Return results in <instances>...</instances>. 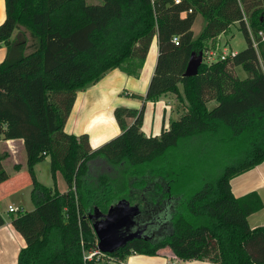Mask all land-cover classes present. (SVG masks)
<instances>
[{
  "label": "trees",
  "instance_id": "1",
  "mask_svg": "<svg viewBox=\"0 0 264 264\" xmlns=\"http://www.w3.org/2000/svg\"><path fill=\"white\" fill-rule=\"evenodd\" d=\"M3 1L0 43L8 47L19 25L26 31L24 45L13 56L8 48L0 61V139L22 140L32 204L10 214L24 241L14 264H95L101 256L84 257L95 249L87 214H104L119 201L145 210L140 217L152 226L151 214L168 209L170 233L132 239L106 257L167 247L182 260L264 264V224H247L263 202L255 191L235 197L229 186L231 177L264 160V37L257 34L264 31V0ZM197 14L204 24L193 37ZM232 23L245 46L206 61L205 51L216 49ZM154 36L145 94L128 96L171 93L185 102L179 116L158 135H144L142 106L115 107L120 133L94 149L85 133H66L76 91L113 68L135 74ZM199 50L196 74L183 76L190 52ZM45 156L64 191L36 180L33 165ZM2 158L0 183L8 178Z\"/></svg>",
  "mask_w": 264,
  "mask_h": 264
},
{
  "label": "crops",
  "instance_id": "2",
  "mask_svg": "<svg viewBox=\"0 0 264 264\" xmlns=\"http://www.w3.org/2000/svg\"><path fill=\"white\" fill-rule=\"evenodd\" d=\"M3 18L4 1L0 0V22ZM193 23L191 31L192 36L195 37L192 30ZM235 24L232 23L231 25ZM16 31L17 29H14L8 38V47L4 43H0V61L5 58L8 48H10V56H13L17 47L24 45L25 39H15ZM231 52L234 53L236 51ZM156 54L157 40L154 36L151 39L146 56L135 74H127L119 68H113L106 71L97 81L84 89L77 90L71 110L63 125V130L73 135L85 133L90 148L94 149L120 133L112 115L115 107L137 109L142 106L141 132L144 135H158L162 128L167 127L170 120L179 116L185 102L177 101L171 93H163L154 100H142L128 96L129 93L140 96L145 94L155 64ZM128 121L131 120L129 119ZM0 154L3 156L1 159L2 167L8 174V178L0 183V217L3 220L0 224V264H14L17 253L24 245V241L10 224V214L14 213H8L7 206H17L23 210L30 209L23 199L26 196L29 199L30 187L26 185V181H23V188H21V184L16 186L9 182L12 170L18 171L25 167V152L22 140L19 138L0 139ZM36 164L37 162L33 165V168ZM56 172L54 173V179H56ZM229 186L231 193L235 197L249 191H255L259 195L263 206L247 216V224L249 227L263 225L264 160L248 170L231 177ZM21 189L24 191L23 193ZM101 258L103 259L101 260ZM98 261H103V264H218L205 259L182 260L175 257L167 247L158 249L154 255L130 253L122 260L101 256Z\"/></svg>",
  "mask_w": 264,
  "mask_h": 264
},
{
  "label": "rangeland",
  "instance_id": "3",
  "mask_svg": "<svg viewBox=\"0 0 264 264\" xmlns=\"http://www.w3.org/2000/svg\"><path fill=\"white\" fill-rule=\"evenodd\" d=\"M85 1L86 3L98 2V0H85ZM203 24H204V19L201 17V15L197 14L196 19L192 26L194 36H196L199 33ZM25 38H26V31L24 27L19 25L15 33V39L18 40V39H25ZM216 43H217V47L215 50L218 53L222 52V50L226 52L239 51L245 46L244 37L242 33L240 32V30L238 29L237 24L235 25L230 24L228 29H226L224 33L219 35L218 39L216 40ZM235 74L238 78H244L246 75L245 72L239 66L235 67ZM120 94L122 93L120 92ZM130 98H134V97H130ZM213 105H214V101H209L207 103L208 108L212 107ZM199 156L201 157V154ZM33 173H34L36 180L46 186H52L53 182H55V186L57 185V190L64 191L66 188V184L59 172H56V179H52L50 170H49L48 157H44L43 159L37 162L36 166L33 168ZM9 177L11 178L9 179L10 180L9 182H12L13 185L17 186L18 184H21V188H23V181H26V185L30 187L29 178H28V174L26 172L25 167H23L21 170H18V171L12 170ZM21 192L23 193L24 191L21 189ZM23 199L24 201H26L27 206L31 208L32 204L29 201L28 196H26ZM142 211L146 212L145 210H142ZM144 212H140L139 216L145 215ZM168 215H169L168 209H166L165 212L161 211L160 209L159 211L158 210L156 211V214H151L150 217L152 218V220H154V218L156 217V221H155L156 223L154 224V226H152L151 229L146 231V234H147L146 236L151 237L153 239H158V238H163L168 233H170V224L168 221V218H169ZM102 257H106V256L103 255ZM102 259L103 258H101V260ZM96 264H103V261L102 262L97 261Z\"/></svg>",
  "mask_w": 264,
  "mask_h": 264
},
{
  "label": "water",
  "instance_id": "4",
  "mask_svg": "<svg viewBox=\"0 0 264 264\" xmlns=\"http://www.w3.org/2000/svg\"><path fill=\"white\" fill-rule=\"evenodd\" d=\"M201 54L200 50L190 52L183 76L196 74L201 63ZM139 213L137 205L119 201L115 206L109 207L104 214L98 215L96 212L87 214V218L91 220L90 227L95 237L97 251L106 256L132 239L145 238L146 234L143 233V228L127 230L133 223V219L136 216L139 217Z\"/></svg>",
  "mask_w": 264,
  "mask_h": 264
},
{
  "label": "built area",
  "instance_id": "5",
  "mask_svg": "<svg viewBox=\"0 0 264 264\" xmlns=\"http://www.w3.org/2000/svg\"><path fill=\"white\" fill-rule=\"evenodd\" d=\"M174 2H178V0H174ZM257 34H258L260 37H264V31H263V32H262V31H259ZM249 38H250V41H251L252 45L255 46V41H254V39H253V37L251 36L250 33H249ZM172 40L175 41L176 38L173 37ZM227 54H233V52H231V51L226 52V51H223V50H222V52L218 53L216 50H206L205 53H204V58H205L206 61H212V60L217 59V58L222 59V58H224V56L227 55ZM21 210H22V209H21L20 207H17V206H12V205H8V206H7V212H8V213H15V212H17V211H21ZM94 254H96V255L99 256V257H100V256H103V255H102L101 253H99V252L97 251V249L95 248L93 251L88 252L84 257H85L86 259H90L91 256H93Z\"/></svg>",
  "mask_w": 264,
  "mask_h": 264
},
{
  "label": "flooded vegetation",
  "instance_id": "6",
  "mask_svg": "<svg viewBox=\"0 0 264 264\" xmlns=\"http://www.w3.org/2000/svg\"><path fill=\"white\" fill-rule=\"evenodd\" d=\"M152 227L151 222L149 223L148 220H143L141 219V217H135L133 219V223L131 224V226L129 228H127V230L133 231L136 228H143V233H146V231H148L150 228Z\"/></svg>",
  "mask_w": 264,
  "mask_h": 264
}]
</instances>
